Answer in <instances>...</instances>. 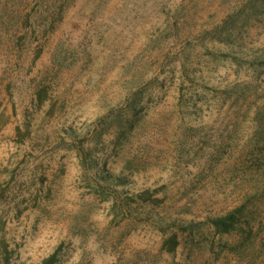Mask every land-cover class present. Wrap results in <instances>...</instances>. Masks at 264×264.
Listing matches in <instances>:
<instances>
[{
  "label": "rangeland",
  "instance_id": "1",
  "mask_svg": "<svg viewBox=\"0 0 264 264\" xmlns=\"http://www.w3.org/2000/svg\"><path fill=\"white\" fill-rule=\"evenodd\" d=\"M54 1L0 0V264H264V0Z\"/></svg>",
  "mask_w": 264,
  "mask_h": 264
},
{
  "label": "trees",
  "instance_id": "2",
  "mask_svg": "<svg viewBox=\"0 0 264 264\" xmlns=\"http://www.w3.org/2000/svg\"><path fill=\"white\" fill-rule=\"evenodd\" d=\"M69 1H71V0H69ZM54 2L55 3H53L52 13H51V15H53V18L50 21V23L48 24V26L46 27V30H48V31H53L55 29L54 24L62 19V14L64 12L63 10L66 9L63 7V4H65L64 2H67L66 4H68V0L67 1L64 0L62 2H60V0H55ZM18 9L19 8H17L16 16L18 19H21L20 25H23V27H24V23L28 22L29 16L28 15H22V13H20L18 11ZM216 40L220 41V42L223 41V39H220V38L216 39ZM40 52L41 51L39 50L36 57L39 55ZM262 62H263L262 64L264 65V61H262ZM81 161H82V159H81ZM115 180H117L118 182H120V184H122L121 179L117 178ZM138 197L140 198V200L142 202L156 203L159 201V199L155 198L152 195V192H150L148 190L141 192L138 195ZM238 212L239 211L237 209H234V210L226 213L223 216L208 218L207 222L217 233L228 234V233L233 232L237 229V227H236V214ZM190 224H192V223H189L188 225H186V227H183V230H187L189 228ZM177 246H178L177 236L175 233H172L166 240H164L161 248L163 250H165L167 253H173ZM56 261H57L56 253H53L50 256H48L46 259H44L41 264H54Z\"/></svg>",
  "mask_w": 264,
  "mask_h": 264
}]
</instances>
